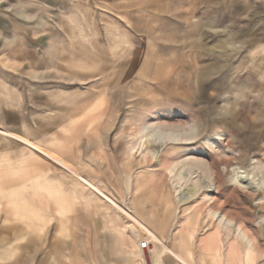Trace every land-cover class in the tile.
I'll return each mask as SVG.
<instances>
[{
	"label": "rangeland",
	"instance_id": "rangeland-1",
	"mask_svg": "<svg viewBox=\"0 0 264 264\" xmlns=\"http://www.w3.org/2000/svg\"><path fill=\"white\" fill-rule=\"evenodd\" d=\"M8 85L28 119L49 97L78 101V118L93 119L95 141L110 154L109 176L94 177L110 182L111 199L129 214L140 220L123 202L136 177L154 181L173 201L175 229L193 215L199 233L220 230L223 245L237 247L238 264H264V0H0V119ZM161 125L195 131L178 141L148 138L147 128ZM190 157L206 177L174 172ZM209 178L219 193L208 192ZM16 204L8 207L16 217L37 215ZM121 213L138 245L152 243L150 254L135 247L129 264H158L159 244ZM220 213L235 216L247 237ZM34 235L0 221V264L7 251L26 264Z\"/></svg>",
	"mask_w": 264,
	"mask_h": 264
},
{
	"label": "crops",
	"instance_id": "crops-1",
	"mask_svg": "<svg viewBox=\"0 0 264 264\" xmlns=\"http://www.w3.org/2000/svg\"><path fill=\"white\" fill-rule=\"evenodd\" d=\"M6 88L7 117L0 119V190L21 189L23 194L18 198L0 197V221L7 228L11 223H22L36 232L38 241L32 240L26 248V264H129L136 257L131 252L139 245L129 234L132 221L121 212L150 237H156L152 241L159 244L157 253L162 255L158 264H238L237 247L223 245L220 230L199 233L198 225L192 222L193 215L175 229L173 201L156 182L142 177L138 181L136 177L129 187L130 199H123L130 212L151 230L111 199L110 182L94 177L98 173L109 176L110 154L103 141H95L93 119L78 118V101L49 97L44 112L37 111L28 119L24 110L15 111L10 96L14 86ZM16 113L20 118L15 119ZM80 123L91 127L82 129ZM227 168L224 166L223 170ZM215 170L219 173L222 169ZM216 190L215 194L219 193L218 186ZM15 203L31 207L37 215L16 217L8 208ZM215 215L246 236L233 222L235 216ZM172 235H178L173 243ZM47 237L51 238L49 247ZM248 244L252 246L249 240ZM10 254L7 251L6 264L21 260L20 256L17 260L11 258Z\"/></svg>",
	"mask_w": 264,
	"mask_h": 264
},
{
	"label": "bare ground",
	"instance_id": "bare-ground-1",
	"mask_svg": "<svg viewBox=\"0 0 264 264\" xmlns=\"http://www.w3.org/2000/svg\"><path fill=\"white\" fill-rule=\"evenodd\" d=\"M147 129L150 131L148 138H152V139L156 138L157 140H161V141H178V140H181L185 137H188L191 133H193L195 131L194 127H171L169 125L149 126ZM173 170H174V172L180 170L181 173H184L187 171H193V172H197V174H200L204 177H206V175H208L207 173H204V171L207 170L205 164L201 160H199L197 158H191V157L189 159L182 160L180 163L175 164L173 166ZM201 170H202V172H201ZM180 174L178 173V175H180ZM242 175H243V172L238 170L237 174H236V179L240 180L242 178ZM206 183L208 185L207 186L208 192L215 193L216 186L213 185L210 178L208 180H206ZM183 198H187V196L184 195ZM152 236H151V238H156V237H152ZM155 241H157V239H155Z\"/></svg>",
	"mask_w": 264,
	"mask_h": 264
},
{
	"label": "built area",
	"instance_id": "built-area-1",
	"mask_svg": "<svg viewBox=\"0 0 264 264\" xmlns=\"http://www.w3.org/2000/svg\"><path fill=\"white\" fill-rule=\"evenodd\" d=\"M152 243L150 240L146 239L144 241H142L140 244H139V248L140 250L143 252V253H148L150 254L151 251H152V247H151Z\"/></svg>",
	"mask_w": 264,
	"mask_h": 264
}]
</instances>
